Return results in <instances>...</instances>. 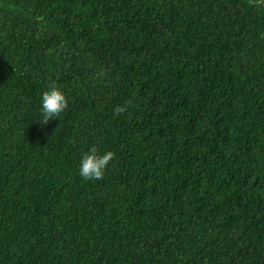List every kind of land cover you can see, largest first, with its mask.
Returning a JSON list of instances; mask_svg holds the SVG:
<instances>
[{
	"label": "trees",
	"instance_id": "trees-1",
	"mask_svg": "<svg viewBox=\"0 0 264 264\" xmlns=\"http://www.w3.org/2000/svg\"><path fill=\"white\" fill-rule=\"evenodd\" d=\"M0 264H264V0H0Z\"/></svg>",
	"mask_w": 264,
	"mask_h": 264
},
{
	"label": "clouds",
	"instance_id": "clouds-1",
	"mask_svg": "<svg viewBox=\"0 0 264 264\" xmlns=\"http://www.w3.org/2000/svg\"><path fill=\"white\" fill-rule=\"evenodd\" d=\"M68 107V101L64 93L55 84H50L48 90L44 91L41 96L40 115L41 124H47L49 120L58 118L60 114ZM126 107L118 106L114 112L116 115L123 114ZM114 153L107 151L99 154L96 146H92L85 153L79 164V174L84 180H102L105 170L111 160L114 159Z\"/></svg>",
	"mask_w": 264,
	"mask_h": 264
}]
</instances>
